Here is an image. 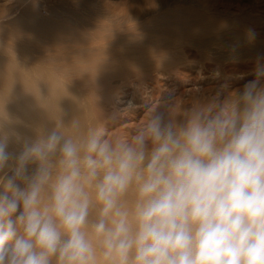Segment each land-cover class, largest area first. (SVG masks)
I'll return each instance as SVG.
<instances>
[{"label": "clouds", "instance_id": "9594fccd", "mask_svg": "<svg viewBox=\"0 0 264 264\" xmlns=\"http://www.w3.org/2000/svg\"><path fill=\"white\" fill-rule=\"evenodd\" d=\"M176 111L0 134V264H264V81Z\"/></svg>", "mask_w": 264, "mask_h": 264}, {"label": "bare ground", "instance_id": "6f19581e", "mask_svg": "<svg viewBox=\"0 0 264 264\" xmlns=\"http://www.w3.org/2000/svg\"><path fill=\"white\" fill-rule=\"evenodd\" d=\"M10 0H0V6L2 5L1 3L3 2H8ZM15 2V0H13ZM31 1H34V0H16L15 5H13V9L15 11H17V9H21L22 7L24 9L26 5H28ZM36 1V0H35ZM34 1V2H35ZM102 1V0H100ZM255 1V0H253ZM252 1V2H253ZM261 1V0H260ZM11 2V1H10ZM13 2V4H14ZM34 2H32L34 4ZM104 3V1H102ZM258 2V1H257ZM262 2V1H261ZM12 3V2H11ZM10 3V4H11ZM36 3V2H35ZM88 3V2H87ZM101 3V2H100ZM106 3V2H105ZM255 3V2H254ZM253 3V5H254ZM7 4V3H6ZM91 4V3H90ZM249 4V3H248ZM259 4V3H258ZM88 5V4H87ZM92 5V4H91ZM102 5V4H101ZM251 5V4H250ZM256 5V3H255ZM5 6V4H4ZM36 6H38L36 4ZM93 6V5H92ZM263 6V5H262ZM3 7V6H1ZM34 7V6H33ZM40 7V6H39ZM90 7V5H89ZM98 7V5L96 6ZM100 7V6H99ZM102 7V6H101ZM254 7V6H253ZM28 8L29 10L32 8V4H31V8H30V4L28 5ZM36 8V7H34ZM221 13H223V11L225 13H229L230 11V8L228 7H225V10H223L224 8L221 7ZM240 8V7H239ZM255 8V7H254ZM258 8V7H257ZM260 8V7H259ZM12 9V10H13ZM256 9V8H255ZM28 10V11H29ZM32 10V9H31ZM35 10V9H34ZM32 10V11H34ZM42 10V9H41ZM47 10V9H46ZM254 10V9H253ZM261 10V9H260ZM32 11L30 13L29 11V14L31 16L32 14ZM58 11V9H57ZM89 11V10H88ZM237 11V10H236ZM239 11V10H238ZM252 11V10H251ZM8 12V9L6 11V13ZM19 12V11H18ZM66 12V11H65ZM70 12V11H69ZM72 12V11H71ZM78 12V11H77ZM82 12V11H81ZM87 12V11H86ZM220 13V11H218V8H215L213 5L209 6L208 8V15H207V18H206V26H204V28L200 27V26H196L191 20L192 24L195 25L193 26L189 31L188 33L185 34V32H187L185 30V32L183 34H179V32H177L178 34H176V39L180 41V43H189V45H191V47L193 48H190V50L186 51L185 52V55H187L188 58H194L196 57L200 52H203L205 53V63H203L201 66H198L196 65V68L192 71L193 75L191 77V79H188V80H185L184 78L182 79H179V83H177V85H188L190 86V89H188L192 95H194L193 97L196 99V96H197V102H198V99L202 98V99H208V100H212L213 98H218L219 101H224L226 98H228L229 96L231 95H234L240 91L243 90V83H245L248 79H250L251 77H254V75L257 73V69L261 68L260 66L264 63V56H262V47L260 48V46L255 42V41H252V43H245L244 41H242L241 39V42H244L243 44H240L238 45L237 43V46L233 43V39H234V32H232V29L228 24H226L225 21H223L224 19L222 18H219L217 13ZM240 12V11H239ZM21 13V12H20ZM27 13V12H26ZM36 12H34V14H36ZM38 13L40 14V11H38ZM45 13H48V12H45ZM64 13V12H63ZM91 13V12H90ZM220 13V14H221ZM224 13V14H225ZM231 13V12H230ZM229 13V14H230ZM2 14V13H1ZM23 14V13H22ZM28 14V13H27ZM32 14V15H34ZM42 14V13H41ZM39 15L36 14L38 17H37V21L36 19H34L35 17H33V22L35 25H39L41 23V21H38L40 19L38 18H41L42 19V15ZM61 14V13H60ZM58 14V15H60ZM68 14V13H67ZM70 14V13H69ZM73 14V13H72ZM80 14V13H79ZM82 14V13H81ZM93 14V13H92ZM223 14V15H224ZM229 14L227 15V17L229 16ZM235 15L236 12L234 13ZM241 14V13H240ZM49 14H47L48 16ZM51 15V14H50ZM78 15V14H77ZM84 15V14H83ZM87 15V14H86ZM94 15V14H93ZM100 15V14H99ZM189 15V14H188ZM191 15V14H190ZM222 15V14H221ZM232 15H233V12H232ZM247 15V14H246ZM253 15V14H252ZM257 15V14H256ZM260 15V14H259ZM3 17H0V29L4 26V24L7 22V21H12L13 22V18L15 16V14L11 15V16H4L2 14ZM35 16V15H34ZM61 16V15H60ZM59 16V17H60ZM70 16V15H69ZM68 16V17H69ZM80 16V15H79ZM88 16V15H87ZM195 14H194V18H195ZM250 16V15H249ZM255 16V15H254ZM17 17V15H16ZM51 17V16H50ZM58 17V16H57ZM74 17V15H73ZM89 17V16H88ZM98 17V16H97ZM100 17V16H99ZM197 17V16H196ZM236 17V16H235ZM234 17V18H235ZM238 17V16H237ZM243 17V16H242ZM247 17V16H246ZM262 17V15H261ZM47 20V17H44L43 20ZM63 18H66V17H63ZM72 18V17H71ZM75 18V17H74ZM101 18V17H100ZM229 18V17H228ZM233 18V20H234ZM32 19V18H31ZM52 19V18H51ZM50 19V20H51ZM70 19V18H69ZM82 19V18H81ZM104 19V18H103ZM231 19V18H230ZM236 19V18H235ZM16 21L13 23H19L20 20H18L17 18L15 19ZM24 20V19H23ZM22 20V21H23ZM28 22H29V18L27 19ZM49 20V21H50ZM61 20H64L61 18ZM101 20V19H100ZM184 20V19H183ZM182 20V21H183ZM197 20L199 21L198 17H197ZM203 21V18L201 19ZM238 20V19H237ZM244 20V19H243ZM31 21V20H30ZM31 21V22H32ZM48 21V22H49ZM179 21V20H178ZM177 21V22H178ZM196 21V20H195ZM196 21V22H198ZM257 21V20H256ZM30 22V24H31ZM45 22V21H44ZM66 22V21H65ZM70 22V21H69ZM73 22V21H72ZM71 22V23H72ZM79 22V21H78ZM81 22V21H80ZM190 22V23H191ZM200 22V21H199ZM55 23V22H54ZM77 23V22H76ZM83 23V22H82ZM91 23V22H90ZM175 23V22H174ZM204 23V22H203ZM204 23V24H205ZM7 24V23H6ZM15 24V25H17ZM21 24H23L21 22ZM20 24V25H21ZM33 24V23H32ZM53 24V22H52ZM89 24V23H88ZM110 24V23H108ZM176 24V23H175ZM179 24V23H178ZM183 24V23H182ZM191 24V26H192ZM204 24H200V25H204ZM9 25H12L11 23ZM48 25V24H47ZM63 25V24H62ZM61 27L59 26L60 29H62V26ZM71 25V24H70ZM92 25V23H91ZM90 25V27L92 28V26ZM174 25V24H173ZM177 25V24H176ZM264 25V24H263ZM56 28V26L54 25H51L50 23V26L48 27V29L46 31L44 30H40V28H36V32L34 29H32L31 27V30H34L32 31L33 32V35L35 34H38V36H41V34H43V36L45 35V33H49V36L51 37L52 36V32L54 31V29L52 27ZM66 26H69V24H66ZM168 26V24H167ZM172 26V25H171ZM180 26V25H179ZM16 27V26H14ZM26 27V26H24ZM58 27V25H57ZM95 27V26H94ZM169 27V26H168ZM173 27V26H172ZM252 27V26H251ZM11 28V27H10ZM17 28V27H16ZM15 28V30H16ZM70 28V27H69ZM73 28V27H72ZM87 28V27H86ZM59 29V30H60ZM66 29V30H65ZM64 31L63 29V33L61 31V38L68 42V43H77L78 46L79 44H81V47L82 48V44H87V45H92L93 44H97L98 41L100 40H97L96 37H92L90 36V34H88V36L86 35L87 33H90V32H86L85 33V36H82V37H89L90 36V40L87 39V38H84V39H80V36H79V39L77 38H74L76 37L78 34L74 31L71 30V33L67 31V28H65ZM76 29V28H75ZM78 29V28H77ZM81 29H84V28H81ZM96 29V28H94ZM171 29V28H170ZM184 29V28H183ZM182 29V30H183ZM235 29V28H234ZM237 29V28H236ZM244 29V28H243ZM4 30V29H3ZM14 30V31H15ZM22 30V29H20ZM80 30V28H79ZM175 30V29H173ZM254 30V29H253ZM5 31V30H4ZM2 31V32H4ZM56 31V30H55ZM82 31V30H81ZM103 31V30H101ZM171 31V30H170ZM169 31V32H170ZM261 31V30H260ZM21 32V31H20ZM26 32V31H25ZM32 32L30 33L31 34V37H34L32 35ZM36 32V33H34ZM80 32V31H79ZM78 32V33H79ZM119 32V31H118ZM173 32V31H172ZM175 32V31H174ZM181 32V30H180ZM258 32V31H256ZM264 31H262L261 33H263ZM9 33V32H8ZM18 33V31H17ZM56 33V32H55ZM101 33V32H100ZM176 33V32H175ZM175 33H174V36H175ZM241 33V32H240ZM259 33V32H258ZM257 33V34H258ZM260 33V34H261ZM1 34V33H0ZM4 34V33H3ZM7 34V33H6ZM10 34V33H9ZM21 34V33H19ZM26 34L27 36L29 34L27 33H24ZM51 34V35H50ZM80 34V33H79ZM82 34V33H81ZM110 34V33H109ZM123 34V32H122ZM154 34V33H153ZM159 34V33H158ZM25 35V38L27 37ZM73 35V36H72ZM83 35H84V31H83ZM105 35V34H104ZM245 35V34H244ZM37 36V37H38ZM48 36V35H47ZM103 36V34H102ZM108 36V35H107ZM112 36V35H111ZM152 36V35H151ZM157 36V35H156ZM246 36V35H245ZM259 36V35H258ZM263 38H264V34L262 35ZM5 37V36H4ZM7 37V36H6ZM57 37V36H56ZM59 37V36H58ZM78 37V36H77ZM125 37V36H124ZM131 37V36H130ZM129 37V38H130ZM8 38V37H7ZM12 38V37H11ZM22 38V37H21ZM30 38V36H29ZM40 37H38L39 39ZM44 38V37H42ZM48 38V37H47ZM111 39L113 37H110ZM128 38V36H127ZM135 38V37H134ZM139 38V36H138ZM160 38V37H158ZM237 38V37H236ZM250 37H248L249 39ZM253 38V37H252ZM10 39V37H9ZM7 39V40H9ZM17 39V37H16ZM15 38H12L11 41L13 46L8 44H4L2 43L3 41L0 40V134H4V135H7L8 137V151L10 153H13L14 155H18L19 152L22 150V147H23V143L25 141H31V140H34L36 139L37 135H38V131H44V132H48L50 131L51 129H53L56 125V118H59L60 121L63 123V125L65 127H68L70 126L71 122L74 120V119H80L82 124L85 126V127H99L101 126L102 123L98 122V120L96 118H98L97 116L99 115V113L95 112L93 110V108L91 107L92 105L90 104V101L93 99V94L91 91H87V92H82L80 91V89H78V87L75 85L77 84V82L79 80H82L83 78L81 79H77V75H73V71H75L76 69H78V66L80 65V69H84L85 67L81 64H83L81 61L84 59V60H87L85 59L86 56L83 57L82 60H78L76 59L77 61L75 63L79 64V61L81 62L79 65H74V64H69L68 61H69V56H67L68 54V51H69V54L70 55V50L74 49H70V47L72 46V44L69 46L68 44V49H64L65 50H68V51H65L66 53V57L64 56L63 57V54L59 53L60 55H62V57H59L60 59H58V55L55 56V55H50L51 52L53 50L51 49H56V48H51L53 45L50 44L52 41L49 42H45L47 43L46 45L50 46H41V44H39L40 46L36 47L33 51L31 50L28 51L27 47L23 46L24 44L22 43H25L24 41L20 43L19 39L20 37L18 36V39L16 40ZM28 39V38H27ZM32 39V38H31ZM38 39L36 40H32L34 42H32V44L34 43L35 44V41L37 42ZM45 39V38H44ZM51 39V38H50ZM56 39V38H55ZM108 38H104V40H106V43H108L107 40ZM109 39V40H111ZM150 41L151 42V38L149 37ZM162 39V37H161ZM23 40H26V39H23ZM47 40V39H46ZM58 40V38L56 39ZM78 40V41H77ZM83 40V41H81ZM139 40V39H138ZM173 40V39H172ZM236 40V39H235ZM238 40V39H237ZM236 40V41H237ZM239 40V41H240ZM26 48V50H24V48H20V44H19V48L16 47V45H18V42ZM141 41V40H140ZM147 41V40H146ZM161 41V40H160ZM169 41V39L167 40ZM248 41V40H247ZM120 42V41H118ZM155 42V41H154ZM163 41H161L162 43ZM235 42V41H234ZM238 42V41H237ZM260 42V41H258ZM27 43V42H26ZM31 43V41H30ZM124 43V42H123ZM153 43V42H152ZM151 43V44H152ZM179 43V42H178ZM262 42H260L261 44ZM67 44V43H66ZM76 44V45H77ZM104 44V43H103ZM114 44V43H113ZM111 44V45H113ZM122 44V43H121ZM157 44V43H156ZM163 44V43H162ZM168 44V43H167ZM173 44V43H172ZM175 44V42H174ZM52 45V46H51ZM58 44H56L55 46H57ZM109 45V44H108ZM117 45V44H116ZM115 45V47H116ZM123 45V44H122ZM126 45V44H124ZM129 45V44H128ZM131 45V44H130ZM181 45V44H180ZM185 45V44H184ZM21 46V47H22ZM29 46V45H28ZM86 46V45H85ZM98 46V45H97ZM100 46V45H99ZM102 46V45H101ZM110 46V45H109ZM143 46V45H142ZM155 46V45H153ZM33 47V45H32ZM58 47L62 48L61 46L58 45ZM94 47V46H93ZM103 47V46H102ZM107 47V45H106ZM104 47V48H106ZM113 47V46H112ZM112 47H109L112 48ZM115 47L113 49H115ZM118 47V46H117ZM128 47V46H127ZM134 47V46H133ZM164 47V45H163ZM166 47V46H165ZM89 48V47H88ZM108 48V47H107ZM106 48V49H107ZM148 48V47H147ZM150 48V47H149ZM167 48V47H166ZM182 48V46H181ZM30 49V48H29ZM32 49V48H31ZM98 49V47H97ZM100 49V48H99ZM107 49V50H109ZM127 49V48H126ZM135 49V48H134ZM58 49H56L55 51L57 52ZM63 49H60V51H62ZM75 50V49H74ZM103 50V48H102ZM105 50V49H104ZM112 50V49H111ZM118 49L116 50H112L113 52L114 51H117ZM128 50V49H127ZM59 51V50H58ZM59 51V52H60ZM78 51V49H77ZM87 52H85L84 54L87 55L86 53L89 54V56L87 58H91L90 56H92V54L96 51V49L94 50V48L92 49L89 48L88 50H86ZM110 51V50H109ZM120 51V50H119ZM126 51V50H124ZM150 51V50H149ZM184 51V50H183ZM54 52V54L56 53ZM79 52V51H78ZM103 52V51H102ZM108 51L104 52L105 55H108L109 57H111V55H114L115 54H106ZM123 52V51H122ZM131 52V51H130ZM130 52L128 51V53L130 54ZM264 52V51H263ZM63 53V52H62ZM77 53V52H75ZM80 53V52H79ZM78 53V54H79ZM135 53V52H134ZM142 53V52H141ZM121 54V53H120ZM123 54V53H122ZM133 54V53H132ZM147 55V53H145ZM125 56V54H123ZM129 58H125L124 56H121V57H124L125 59L120 61L122 58L120 57V60L118 59L117 61H119L120 63L116 64V65H119L117 68L115 69H111L109 71V69L106 71L107 74L109 75H104V74H101L102 76H105V77H102V78H99L97 79V85H100L101 87H105L104 83L108 84V80L112 79L111 81H113V78H120L122 79L123 81H126V85H131V84H136L137 82L140 83V85L142 87H144V89L146 90H150L146 93L143 94L141 92L140 89L137 90V92L135 91V93L130 96H124L125 94H123V96L118 93V91H109L107 93L104 92V94L106 95H103V90H102V97L98 96L99 98H102L101 99V104L100 102H98L102 107H107V111L109 113V115L107 116H110L111 118L113 117L114 114L117 115V119L113 122H111L110 124L107 122L103 123V125L107 128L110 127V129H107L108 132H109V137H121L123 136L124 134L125 135H130L135 129L134 127V124H136V122H133L134 119L138 116V114H140L139 112L142 111L143 108H145L146 106H149V105H160V106H165L166 104L169 106L171 105H175V106H179L178 105V101H179V97L178 98H174L172 97L170 94V96H166V95H160L161 94V91H158L160 92L158 96H156V92H157V89L158 87L157 86H154L152 84H148L147 81L150 80L148 79V77L146 76H149L150 78L152 77V81L155 80L157 81V84L159 85L158 83V80L161 79V76L163 77L164 76V73L162 71V68L166 67L167 66V63H166V60L167 59H163L164 60V63L163 62H156L155 64H158L156 68L150 70V73L149 75H146L145 73H142V72H139L136 74H134V76L136 77L134 81H132L131 79H133L131 76H127V70L128 68H131L133 66V62H134V58H130V56L132 55H128L126 54ZM142 55V54H141ZM140 54H138V56L140 57L141 56ZM149 55V54H148ZM164 55V53H163ZM162 55V56H163ZM171 55V54H170ZM179 55V54H178ZM200 55H202L200 53ZM71 56V55H70ZM79 56V55H77ZM81 56H83V52L81 54ZM107 56V57H108ZM133 56H135V54H133ZM173 56V55H172ZM204 56V55H203ZM21 57H23L24 59H22ZM57 57V58H56ZM73 57V55H72ZM71 57V58H72ZM149 57V56H148ZM166 57V56H165ZM62 58V59H61ZM74 58V57H73ZM103 58V57H102ZM101 58V59H102ZM116 56L114 57V59L111 57V59L115 60ZM140 58H144V54H143V57H140ZM152 58V57H150ZM170 58V57H169ZM178 58V57H177ZM180 58V57H179ZM186 58V60L188 59ZM97 62V58H95ZM137 59V58H136ZM135 59V61H136ZM146 59V58H145ZM175 59V58H174ZM202 59V58H201ZM71 60V59H70ZM139 60V59H137ZM161 60V58H160ZM169 60V59H168ZM177 60V59H176ZM180 60V59H179ZM198 60V59H197ZM204 60V59H203ZM90 61V60H89ZM185 61V60H184ZM56 62H61V64H58ZM73 62V60L71 61ZM94 61H91V63H89L90 65V68H88L89 66L86 65V67L88 69H90V72H91V69L92 67H94L95 70H98V66L97 64H95ZM116 62V61H115ZM141 62V61H140ZM145 62V60H144ZM144 62H142L144 64ZM147 62V61H146ZM172 62V61H171ZM170 62V63H171ZM183 62V61H182ZM200 62V61H199ZM198 62V63H199ZM55 63L58 64L59 66H57L56 68H52L49 66V64H53ZM100 63V62H99ZM104 63V62H103ZM108 63V62H107ZM133 63V64H132ZM150 63V65L153 63L151 62H148ZM169 63V64H170ZM93 64V66L91 67V65ZM121 64V65H120ZM140 64V63H139ZM173 64H175L173 62ZM85 65V63L83 64ZM106 63H104V67H105ZM130 65V66H129ZM132 65V66H131ZM135 65V64H134ZM146 65V64H145ZM172 65V64H171ZM195 65V64H193ZM97 66V67H96ZM103 66V64H102ZM109 66V64L107 65ZM142 66V65H141ZM155 66V65H153ZM54 67V66H53ZM103 67V70H100L101 73L102 71H105L106 69ZM111 66H109L110 68ZM113 67V66H112ZM140 67V66H138ZM137 65H136V68H138ZM145 67V66H144ZM171 67V66H170ZM169 67V68H170ZM191 67V66H190ZM102 69V67H100ZM135 68V66H134ZM136 68L133 69V67L131 69L135 70L136 71ZM143 68V67H142ZM168 68V67H167ZM166 68V70H168ZM82 69V70H83ZM86 69V68H85ZM84 69V70H85ZM105 69V70H104ZM165 69V68H164ZM163 69V70H164ZM176 69V68H175ZM174 69V70H175ZM99 70L96 71V73H99ZM132 70V71H133ZM138 70V69H137ZM173 70V69H172ZM93 71V70H92ZM109 71V72H108ZM129 71H131L129 69ZM131 71V72H132ZM147 71V70H146ZM177 71V70H176ZM76 72V71H75ZM89 72V71H88ZM95 72V71H94ZM165 72V71H164ZM175 72V71H173ZM104 73V72H103ZM181 73V72H180ZM259 73V72H258ZM93 74L92 73V77H93ZM167 75V73H165ZM191 74V73H190ZM82 75V76H81ZM80 76L83 77V74H81ZM90 77H88V79L86 81H89L88 83H93L91 82V80H89V78L91 79V74L89 73L88 74ZM96 75V74H95ZM94 75V76H95ZM98 75V74H97ZM100 75V74H99ZM187 75V74H186ZM79 76V77H80ZM86 76V74H85ZM108 76V77H107ZM191 76V75H190ZM189 76V78H190ZM168 77V76H167ZM256 77V76H255ZM87 78V77H86ZM94 78V79H95ZM109 78V79H108ZM165 78V76H164ZM76 79V80H75ZM95 79V80H96ZM148 79V80H147ZM166 79V78H165ZM176 79V78H175ZM85 80H82V81H85ZM93 80V79H92ZM106 80V81H105ZM121 80V81H122ZM130 80V81H129ZM137 80V82H136ZM166 81V80H165ZM168 81V80H167ZM170 81V80H169ZM81 83V81H80ZM80 83L78 84V86L80 85ZM86 83V82H85ZM85 83H82V86L83 87V84L85 86ZM87 83V84H88ZM103 83V85H102ZM117 83V82H116ZM123 83V82H122ZM156 83V82H155ZM167 83V82H166ZM86 84V85H87ZM109 84H110V81H109ZM112 85L114 84V82L111 83ZM125 84V83H124ZM156 84V85H157ZM248 84V83H247ZM90 85V84H89ZM96 85V86H97ZM116 85V84H114ZM125 85V86H126ZM176 85V86H177ZM111 86V85H110ZM123 86V85H122ZM124 86V87H125ZM139 86V84H138ZM139 86V87H141ZM164 86V85H163ZM175 86V87H176ZM94 87V89H92ZM93 87L89 86V88L93 91L95 90V85H93ZM131 87V86H130ZM159 87H161L159 85ZM165 87V86H164ZM169 87V86H168ZM85 87H83L84 89ZM88 88V89H89ZM107 88V87H105ZM115 88V87H113ZM133 88V87H132ZM162 88V87H161ZM167 88V87H165ZM104 89V88H103ZM111 89V88H110ZM121 89V88H120ZM143 89V90H144ZM164 89V88H163ZM162 89V91H163ZM171 89V88H170ZM98 90V88L96 89ZM93 91V92H96L94 95L97 94V91ZM107 90V89H106ZM122 90V89H121ZM120 90V91H121ZM179 90V89H178ZM119 91V92H120ZM123 91V90H122ZM131 91V90H130ZM188 91V92H189ZM100 93V91H98ZM145 92V91H144ZM86 93V94H85ZM92 95H91V94ZM98 93V94H99ZM126 93V92H124ZM171 93V92H170ZM175 93V92H174ZM90 94V95H89ZM97 94V95H98ZM165 94V93H164ZM185 94V93H184ZM187 94V93H186ZM89 95V97H88ZM101 95V94H99ZM127 95V94H126ZM93 96V97H91ZM181 96V95H180ZM187 96V95H186ZM92 98L91 100L89 98ZM199 97V98H198ZM96 98V97H95ZM182 98V97H181ZM192 98V97H191ZM89 99V100H87ZM164 99V100H163ZM195 99L193 101H195ZM202 99H201V103H202ZM96 100V99H95ZM166 100V101H165ZM191 100V99H190ZM164 102L161 103V102ZM181 101V100H180ZM179 101V102H180ZM185 101V100H184ZM205 101V100H203ZM190 102V101H189ZM200 102V101H199ZM198 102V103H199ZM166 103V104H165ZM192 103V102H191ZM200 103V104H201ZM97 104V103H95ZM98 104V105H99ZM183 104V103H182ZM186 104V103H185ZM195 104L196 101H195ZM204 104V103H203ZM206 104V103H205ZM97 105V106H98ZM99 105V106H100ZM190 105V104H189ZM101 107V108H102ZM178 107V108H179ZM182 107V106H181ZM186 106H184L185 108ZM190 108V107H189ZM192 108V106H191ZM103 109V108H102ZM127 110V111H125ZM163 110V109H162ZM179 110H182V111H179L181 112V115L180 117L182 116L184 119V110L183 109H179ZM188 110V109H187ZM97 111V110H96ZM178 111V110H177ZM186 111V110H185ZM105 112V111H104ZM183 112V113H182ZM97 113V115H96ZM176 114H178L176 112ZM174 115L176 118H179L178 115ZM144 116V115H143ZM178 116V117H177ZM108 118V117H107ZM174 118V117H173ZM183 118H181L183 120ZM131 119V120H130ZM105 120V119H104ZM130 120V121H129ZM178 120V119H177ZM180 120V119H179ZM178 120V121H179ZM110 121V120H108ZM177 122V121H176ZM181 122V121H180ZM178 122V124L180 123ZM116 124V129L113 130L112 132V129L111 126L113 124ZM111 133H113L111 135ZM36 168V165L35 164H30L28 166V174H32V172L35 170ZM3 174H6L7 176H12L13 175V171L10 167L8 168H5L4 170V173H0V175H3Z\"/></svg>", "mask_w": 264, "mask_h": 264}, {"label": "rangeland", "instance_id": "374dc122", "mask_svg": "<svg viewBox=\"0 0 264 264\" xmlns=\"http://www.w3.org/2000/svg\"><path fill=\"white\" fill-rule=\"evenodd\" d=\"M12 3H11V2ZM10 1H8V2H3V3H1L2 5L1 6H3V7H1L0 6V17H3L2 16V14L4 15V16H11V15H13V14H15V16H14V18H13V22L11 21H7L5 24H4V26L0 29V40L1 41H3L2 43H4V44H6L7 43V45L9 44L10 45V43H11V45L13 46V44H15V43H13L12 44V42L13 41H11L12 40V38H15L16 39V37H17V39H18V36L20 37V39H19V41H20V43H21V41L23 42H25V43H22V44H24L23 46H25L26 44H28V45H26L25 47H27L28 49V51H30L31 52V50L33 51L36 47H38V46H40L39 44H41V46H48V45H46L47 43H45L46 41L47 42H49L50 43V41H52L50 44H52L51 46V48H56V49H58L59 51H60V49H63L62 51H58L57 50V52L55 51L56 49H51V50H53L52 52H51V54L50 55H55V56H57L58 57V59H60L59 57H62V55H60L59 53H61V54H63V57L62 58H64V56L66 57V53H65V51H68L69 49H68V47H70V45L72 44V46L70 47V49H72V48H74V49H72V50H70V55H68L69 54V51H68V54H67V56H69V58L71 59H69V61H68V63L69 64H74V65H76L77 63H75L77 60L76 59H78V60H82L83 59V57L84 56H86V58L85 59H87V60H82L81 62L84 64L85 63V65H83V64H81L82 65V67L84 66L85 68V70L83 69H80V61H79V64H77V65H79L78 66V69H76L75 71H73V75H77V76H75V77H77V79H81V78H83L82 80H87L88 79V77H90L88 74L90 73L91 74V79L89 78V80H91V82H93L92 84L91 83H88L89 81H82V80H79L78 82H77V84H75L77 87H78V89H80V91H82V92H87V91H91L92 92V94L94 93H96V92H93V91H95L97 88H98V90H96L97 91V94L99 93L98 91H100V93L99 94H101V95H94L93 94V96H91V97H93V99L90 97L89 99L91 100H89V99H87V100H89L90 101V104L92 105L91 107L93 108V110L95 111V112H97V113H99V115L97 116L98 118H96L97 120H98V122H100V123H111V122H113L112 121V119H111V117L110 116H107V115H109V114H107V113H109L108 111H107V107H102L100 104H101V99L102 98H99L100 96L102 97L103 95H106V94H104V92L105 93H107V92H109V91H112V90H116V91H118V93L120 94V96L122 95L123 96V94H125L124 96L126 97V96H128V95H130V96H132L134 93H135V91L137 92V90L138 89H140L141 90V92L144 94L145 93V95H146V93L148 92V91H150V90H146V89H144V87H142L141 85H140V81L139 82H137V80H136V84H131V85H126L127 83H126V81H123L122 79H120V78H113V81H111L112 79H110V80H108V81H106V82H108V84L106 83H104V85H105V87H107V88H105L104 86L103 87H101L100 85H97V84H99V83H97L98 81H97V79H98V77L99 78H102V77H105V76H102L101 74H106V75H108L107 74V70L109 69V71L113 68V69H115V68H117L119 65H116L117 63L119 64L120 62L119 61H117L118 59L120 60V57L121 56H124L123 54H125V58H129L126 54H128L129 56L130 55H132V56H130V58H134V64H133V69H135L136 68V65H137V67L138 66H140V67H138V68H136V71L135 70H133V69H131V68H128V70H127V76H131L133 79H131L132 81H134L135 80V76H134V74H136L137 75V73H139V72H142V73H145L146 75H149V73H150V70H152V69H154V68H156L157 67V65L159 64V62H163L164 63V60L165 59H167L166 60V63H167V66L166 67H164V68H162V71H163V73H164V76H165V78H164V76L162 77L161 76V79H159L158 80V83H159V85L162 87H159V85L157 84V81H155V80H153L152 81V77L150 78L149 76H146V77H148V79H150V80H148L147 81V83L148 84H152V85H154V86H157L158 87V89H157V92H156V96H158L159 95V93L160 92H158V91H161V94L160 95H166V96H170L171 94L173 95H171L172 97H174V98H178L179 97V101H178V105H180V107L178 108L177 107V110L178 111H176L178 114H176V115H178L179 116V118H177L176 120H175V116H173L172 118L175 120V121H177V123L178 122H180L179 124H182L183 122H184V118L181 116L180 117V115H181V112H179V111H182V110H179L180 108L181 109H183L184 111L183 112H185V110H187V109H191V106L193 107L194 105H196L195 104V101H196V103L197 104H200L201 103V99L202 98H200V99H198V102H197V96H196V99L194 98L195 96L194 95H192V93L188 90V89H190V86H188V85H177V83H179L180 81H179V79H185V80H188V79H191V77H192V75H193V73H192V71L196 68V65H197V67L198 66H201L203 63H205V61H206V59H205V53H203V52H200L202 55H200V53L196 56V57H194V58H188L187 57V55H185V52L186 51H188V50H190V48H193V47H191V45H189V43H180V41L179 40H177L175 37H176V34H178L177 32H179V34L181 33V34H183L184 32H185V30L187 31V32H185V34L186 33H188V31L193 27V26H200L201 28L203 27L204 28V26H206V24L207 23H205L206 22V18H207V15H208V8H209V6H211V5H213L215 8H218V11H220V13L222 12L221 11V7H223L224 9L223 10H225V7H228V8H230V11H229V13H225L224 11H223V13H217V15H218V17L219 18H222V19H224L223 21H225L226 22V24H228L231 28H233L232 29V32H234V39H233V43L237 46V44L238 45H240V44H243L244 42L245 43H252V41H255L259 46H260V48L262 47L263 49H262V56H264V38H263V34H264V32L263 33H261L262 31H264V0H255V1H253V0H102V1H104V3L102 2V1H100V0H34V1H31L29 4H30V8H31V4H32V10H34V11H32L31 9L29 10V8H28V5H26L25 6V8L26 9H24L23 7L21 8V9H17V11H15L12 7H13V5H15L16 6V4H15V2H16V0H15V2L13 1V0H10ZM253 1V2H252ZM258 1V2H257ZM13 2H14V4H13ZM32 2H34V4L32 3ZM88 2V3H87ZM101 2V3H100ZM106 2V3H105ZM256 3V5H255V3ZM7 3V4H6ZM11 3V4H10ZM93 5H91V4ZM249 3V4H248ZM253 3H254V5H253ZM259 3V4H258ZM4 4H5V6H4ZM36 4L38 5V6H36ZM88 4V5H87ZM102 4V5H101ZM251 4V5H250ZM89 5H90V7H89ZM98 5V7H96ZM263 5V6H262ZM36 7V8H34V7ZM40 6V7H39ZM100 6V7H99ZM102 6V7H101ZM256 8H254V7ZM240 7V8H239ZM258 7V8H257ZM260 7V8H259ZM7 9H8V12L6 13V11H7ZM13 9V10H12ZM42 9V10H41ZM47 9V10H46ZM57 9H58V11H57ZM254 9V10H253ZM261 9V10H260ZM30 11V13H31V11H32V14H34V12H36L37 11V13L36 14H38V16L41 14L42 16V19L41 18H38V19H40V20H38V21H41V23L38 25H35L34 24V22L32 21L33 20V17H35L34 19H36V21H37V15L36 14H34V15H32L31 14V16H30V14H29V11ZM89 10V11H88ZM237 10V11H236ZM240 12H239V11ZM252 10V11H251ZM19 11V12H18ZM38 11H40V14L38 13ZM66 11V12H65ZM70 11V12H69ZM72 11V12H71ZM78 11V12H77ZM82 11V12H81ZM87 11V12H86ZM21 12V13H20ZM28 14H27V13ZM45 12H48V13H45ZM64 12V13H63ZM91 12V13H90ZM232 12H233V15H232ZM236 12V14L237 15H235L234 13ZM2 13V14H1ZM23 13V14H22ZM61 13V14H60ZM68 13V14H67ZM70 13V14H69ZM73 13V14H72ZM80 13V14H79ZM82 13V14H81ZM94 15H93V14ZM225 13V14H224ZM241 13V14H240ZM47 14H49L48 16H47ZM51 14V15H50ZM58 14H60V15H58ZM78 14V15H77ZM84 14V15H83ZM89 16H87V15ZM100 14V15H99ZM189 14V15H188ZM191 14V15H190ZM194 14L198 17V19H199V21L197 20V17L195 16V18H194ZM224 14V15H223ZM229 14V18L227 17V15ZM247 14V15H246ZM253 14V15H252ZM257 14V15H256ZM260 14V15H259ZM16 15H17V17H16ZM70 15V16H69ZM73 15H74V17H73ZM80 15V16H79ZM250 15V16H249ZM255 15V16H254ZM261 15H262V17H261ZM51 16V17H50ZM58 16V17H57ZM60 16V17H59ZM69 16V17H68ZM98 16V17H97ZM101 18H100V17ZM205 16H206V18H205ZM236 16V17H235ZM238 16V17H237ZM243 16V17H242ZM247 16V17H246ZM40 17V16H39ZM44 17H47V20H46V18H45V20H43V18ZM63 17H66V18H63ZM72 17V18H71ZM236 19H235V18ZM18 19V20H20V22L17 24V23H15V24H17V25H15V24H13L16 20L15 19ZM29 18V22H28V19ZM32 18V19H31ZM52 18V19H51ZM61 18L62 19H64V20H61ZM70 18V19H69ZM82 18V19H81ZM104 18V19H103ZM203 18V21L201 20ZM231 18V19H230ZM233 18H234V20H233ZM24 19V20H23ZM51 19V20H50ZM101 19V20H100ZM184 19V20H183ZM193 20L192 22H193V24L194 23H196L195 25H193L192 24V22L191 21H189V20ZM238 19V20H237ZM244 19V20H243ZM23 20V21H22ZM32 22H31V21ZM50 20V21H49ZM179 20V21H178ZM183 20V21H182ZM198 21V22H196V21ZM257 20V21H256ZM45 21V22H44ZM49 21V22H48ZM66 21V22H65ZM70 21V22H69ZM73 21V22H72ZM79 21V22H78ZM81 21V22H80ZM178 21V22H177ZM21 22L23 23V24H21ZM30 22H31V24H30ZM52 22H53V24H52ZM55 22V23H54ZM72 22V23H71ZM77 22V23H76ZM83 22V23H82ZM92 23V25H91V23ZM177 24H175V23ZM191 22V23H190ZM205 24H204V23ZM12 24V25H9V24ZM33 23V24H32ZM36 23V22H35ZM50 23H51V25H54V26H56V28L54 29L52 26V28L54 29V31L51 33L52 34V36L50 37L49 36V33L47 34V33H45V35L43 36V34H41V36H38V34H36V36H35V34L33 35V32L32 31H36V28H40V30H44V31H46L47 29H48V27L50 26ZM89 23V24H88ZM108 23H110V24H108ZM179 23V24H178ZM183 23V24H182ZM21 24V25H20ZM48 24V25H47ZM64 26H63V25ZM66 24H69V26H66ZM71 24V25H70ZM167 24H168V26H167ZM174 24V25H173ZM191 24H192V26H191ZM200 24H204L203 26L202 25H200ZM57 25H58V27H57ZM61 25L63 26L62 27V29L64 30L65 28H67V31L68 32H70L71 33V30L72 31H74V32H76L78 35V37L76 36V37H74V38H77V39H79V36H80V39H84V38H87V39H89L90 40V36L92 35H94L93 37H96L97 38V40H100V41H98V43L97 44H93V46L92 45H87V44H82V48H80L81 47V44H79V46H78V44L76 45L75 43L73 44V43H68V42H66V41H64L62 38H61V34L66 30H62V29H60L59 28V26L61 27ZM90 25L92 26V28L90 27ZM173 27H172V26ZM180 25V26H179ZM14 26H16V27H14ZM24 26H26V27H24ZM95 26V27H94ZM252 26V27H251ZM11 27V28H10ZM31 27H32V29H34V30H31ZM70 27V28H69ZM73 27V28H72ZM87 27V28H86ZM15 28H16V30H15ZM76 28V29H75ZM78 28V29H77ZM79 28H80V30H79ZM81 28H84V29H81ZM94 28H96V29H94ZM171 28V29H170ZM184 28V29H183ZM235 28V29H234ZM237 28V29H236ZM244 28V29H243ZM5 31H4V30ZM20 29H22V30H20ZM62 31V33H61V31ZM173 29H175V30H173ZM183 29V30H182ZM254 29V30H253ZM15 30V31H14ZM56 30V31H55ZM82 30V31H81ZM101 30H103V31H101ZM171 30V31H170ZM180 30H181V32H180ZM261 30V31H260ZM2 31H4V32H2ZM17 31H18V33H17ZM21 31V32H20ZM26 31V32H25ZM38 31V30H37ZM36 31V32H37ZM80 31V32H79ZM83 31H84V35H83ZM90 32V33H87L86 35L88 36V34H90V36L89 37H82V36H85V33L86 32ZM119 31V32H118ZM170 31V32H169ZM173 31V32H172ZM176 33H175V32ZM184 31V32H183ZM256 31H258V32H256ZM10 34H9V33ZM32 32V35L34 36V37H31V33ZM36 32H34V33H36ZM56 32V33H55ZM66 32V31H65ZM80 34H79V33ZM94 34H93V33ZM101 32V33H100ZM122 32H123V34H122ZM183 32V33H182ZM241 32V33H240ZM4 33V34H3ZM7 33V34H6ZM19 33H21V34H19ZM24 33H27V34H29L28 36L26 35V34H24ZM38 33V32H37ZM82 33V34H81ZM110 33V34H109ZM154 33V34H153ZM159 33V34H158ZM174 33H175V36H174ZM258 33V34H257ZM261 33V34H260ZM50 34V35H51ZM102 34H103V36H102ZM105 34V35H104ZM246 36H245V35ZM25 35L27 36L26 38H25ZM48 35V36H47ZM108 35V36H107ZM112 35V36H111ZM152 35V36H151ZM157 35V36H156ZM259 35V36H258ZM5 36V37H4ZM8 38H7V37ZM29 36H30V38H29ZM40 37L39 39H38V37ZM57 36V37H56ZM59 36V37H58ZM73 36V35H72ZM91 36V38H93ZM125 36V37H124ZM127 36H128V38H127ZM131 36V37H130ZM138 36H139V38H138ZM9 37H10V39H9ZM12 37V38H11ZM22 37V38H21ZM42 37H44V38H42ZM48 37V38H47ZM108 38L107 40V42L108 43H106V40H104V38ZM110 37H113L112 39L110 38ZM130 37V38H129ZM135 37V38H134ZM149 37L151 38V42H149L150 41V39H149ZM158 37H160V38H158ZM161 37H162V39H161ZM237 37V38H236ZM248 37H250L249 39H248ZM253 37V38H252ZM28 38V39H27ZM32 38V39H31ZM51 38V39H50ZM58 38V40H56V39ZM7 39H9V40H7ZM16 39V40H17ZM23 39H26V40H23ZM37 40L38 39V41L36 42L35 41V44L33 43L32 44V42H34V41H32V40ZM47 39V40H46ZM109 39H111V40H109ZM139 39V40H138ZM169 39V41H167ZM173 39V40H172ZM238 41H236V40ZM242 41H244V42H241V40ZM50 40V41H49ZM141 40V41H140ZM147 40V41H146ZM163 41L162 43H161V41ZM240 40V41H239ZM248 40V41H247ZM252 40V41H251ZM19 41H17L18 42V45H16V47L17 48H19ZM30 41H31V43H30ZM78 41V40H77ZM81 41H83V40H81ZM118 41H120V42H118ZM155 41V42H154ZM235 41V42H234ZM258 41H260V42H262L261 44H260V42H258ZM10 42V43H9ZM27 42V43H26ZM124 42V43H123ZM153 42V43H152ZM174 42H175V44H174ZM179 42V43H178ZM67 43V44H66ZM104 43V44H103ZM114 43V44H113ZM123 45H122V44ZM152 43V44H151ZM157 43V44H156ZM168 43V44H167ZM173 43V44H172ZM237 43V44H236ZM56 44H58L59 46H61L62 48H60V47H58V45L57 46H55ZM68 44H69V46H68ZM110 46H109V45ZM111 44H113V45H111ZM117 44V45H116ZM124 44H126V45H124ZM129 44V45H128ZM131 44V45H130ZM181 44V45H180ZM10 45V46H11ZM21 45V44H20ZM32 45H33V47H32ZM86 45V46H85ZM98 45V46H97ZM100 45V46H99ZM103 47H102V46ZM106 45H107V47H106ZM115 45H116V47H115ZM143 45V46H142ZM153 45H155V46H153ZM163 45H164V47H163ZM22 46V45H21ZM20 46V48L22 49V48H24V50H26V48L25 47H21ZM68 46V47H67ZM113 46V47H112ZM118 46V47H117ZM128 46V47H127ZM134 46V47H133ZM167 48H166V47ZM181 46H182V48H181ZM48 47H50V46H48ZM67 47V48H66ZM91 48L92 47V49L94 48V50L96 49V51L92 54V56H90L91 58H87L88 56H89V54L88 53H90V52H88V53H86L87 55H85L84 53L85 52H87L86 50H88L89 48ZM97 47H98V49H97ZM104 47H106L107 49H109V47H112V48H110L109 50L111 51H109V50H107L106 48H104ZM115 47V49H113ZM148 47V48H147ZM150 47V48H149ZM30 48V49H29ZM32 48V49H31ZM34 48V49H33ZM68 49V50H65L64 51V49ZM100 48V49H99ZM102 48H103V50H102ZM128 50H127V49ZM135 48V49H134ZM77 49H78V51L80 52H78L77 51ZM105 49V50H104ZM116 50V49H118L117 51H112V50ZM26 50V51H27ZM120 50V51H119ZM124 50H126V51H124ZM150 50V51H149ZM184 50V51H183ZM103 51V52H102ZM106 51H108V52H110L111 54H115V56H116V58H115V60H113L114 59V55H111L110 53H106V54H109V55H111V57L113 58V59H111V57H109L108 55H105V53L104 52H106ZM123 51V52H122ZM128 51L130 52V54L128 53ZM54 52H56L55 54H54ZM63 52V53H62ZM75 52H77V53H75ZM82 52H83V56H81V54H82ZM135 52V53H134ZM142 52V53H141ZM79 53V54H78ZM121 53V54H120ZM123 53V54H122ZM135 54V56H133V54ZM145 53H147V55L145 54ZM163 53H164V55H163ZM138 54H142L140 57H143V54H144V58H140L139 56H138ZM149 54V55H148ZM171 54V55H170ZM179 54V55H178ZM72 55H73V57H72ZM77 55H79V56H77ZM163 55V56H162ZM173 55V56H172ZM204 55V56H203ZM108 56V57H107ZM149 56V57H148ZM166 56V57H165ZM56 57V58H57ZM72 57V58H71ZM103 57V58H102ZM124 57H121L122 59L120 60V61H122V60H124L125 58ZM150 57H152V58H150ZM170 57V58H169ZM178 57V58H177ZM180 57V58H179ZM22 59H24L23 57H21ZM61 58V59H62ZM95 58H97V62H95L96 61V59ZM102 58V59H101ZM118 58V59H117ZM139 59V60H137V59ZM146 58V59H145ZM160 58H161V60H160ZM162 58L164 59V60H162ZM175 58V59H174ZM186 58H188L187 60H186ZM202 58V59H201ZM135 59H136V61H135ZM169 59V60H168ZM177 59V60H176ZM180 59V60H179ZM198 59V60H197ZM204 59V60H203ZM73 60V62H71ZM90 60V61H89ZM144 60H145V62H144ZM185 60V61H184ZM91 61H94L95 62V64H97L98 66H100V67H102V69L100 68V67H98V70L100 69V70H103V67H104V63H106V65H105V71H102V73H101V71L99 70V73H96V71H98V70H95L94 69V67H92L93 66V64L91 65V67H92V69H91V72H90V69H88V68H90V64L89 63H91ZM116 61V62H115ZM141 61V62H140ZM147 61V62H146ZM172 61V62H171ZM183 61V62H182ZM200 61V62H199ZM100 62V63H99ZM104 62V63H103ZM108 62V63H107ZM142 62H144V64L142 63ZM148 62H153L151 65H150V63H148ZM156 62H158V64H155ZM171 62V63H170ZM173 62L175 63V64H173ZM199 62V63H198ZM56 63H58V62H56ZM116 63V64H115ZM140 63V64H139ZM170 63V64H169ZM58 64H61V62H59ZM58 64H56L55 65V63L53 64V66H52V64H49V66L50 67H52V68H56L57 66H59ZM102 64H103V66H102ZM109 64V66H111L110 68H109V66H107ZM146 64V65H145ZM172 64V65H171ZM193 64H195V65H193ZM62 65V64H61ZM76 65V66H77ZM86 65L87 66H89L88 68L86 67ZM121 65V64H120ZM142 65V66H141ZM153 65H155V66H153ZM113 66V67H112ZM130 66V65H129ZM134 66H135V68H134ZM145 66V67H144ZM171 66V67H170ZM191 66V67H190ZM97 67V66H96ZM143 67V68H142ZM154 67V68H153ZM169 69H168V68ZM261 68H259V69H257V73L254 75V77H251L250 79H248L245 83H243V87L247 84V83H249V82H251V81H254V80H257L258 78L261 80V81H264V63L260 66ZM166 68L168 69V70H166ZM176 68V69H175ZM112 69V70H113ZM129 69L132 71H129ZM138 69V70H137ZM164 69V70H163ZM173 69V70H172ZM175 69V70H174ZM93 70V71H92ZM140 70V71H139ZM147 70V71H146ZM177 70V71H176ZM89 71V72H88ZM95 71V72H94ZM108 71V72H109ZM139 71V72H138ZM145 71V72H144ZM165 71V72H164ZM173 71H175V72H173ZM104 72V73H103ZM137 72V73H136ZM181 72V73H180ZM259 72V73H258ZM92 73H94L93 74V77H92ZM165 73H167V75L165 74ZM191 73V74H190ZM81 74H83V77H81L82 75ZM85 74H86V76H85ZM96 74V75H95ZM98 74V75H97ZM100 74V75H99ZM187 74V75H186ZM81 75V76H80ZM95 75V76H94ZM191 75V76H190ZM80 76V77H79ZM109 76V75H108ZM107 76V77H108ZM168 76V77H167ZM189 76H190V78H189ZM256 76V77H255ZM87 77V78H86ZM97 79H96V78ZM96 80H95V79ZM176 78V79H175ZM93 79V80H92ZM109 79V78H108ZM76 80V79H75ZM99 80V79H98ZM122 80V81H121ZM166 80V81H165ZM168 80V81H167ZM170 80V81H169ZM80 81H81V83H80ZM95 81H97V82H95ZM109 81H110V84H109ZM130 81V80H129ZM86 82V83H85ZM112 82H114V84H116V85H112L111 83ZM117 82V83H116ZM123 82V83H122ZM156 82V83H155ZM167 82V83H166ZM80 83V85L82 86V83H85V86H84V84H83V87H85L84 89H83V87H81L80 85L78 86V84ZM88 83V84H87ZM125 83V84H124ZM87 84V85H86ZM90 84V85H89ZM138 84H139V86H141V87H139L138 86ZM157 84V85H156ZM93 85H95V90H91L90 88H89V86H91V87H93ZM97 85V86H96ZM102 85H103V83H102ZM111 85V86H110ZM123 85V86H122ZM126 85V86H125ZM165 87H167V88H165ZM177 85V86H176ZM125 86V87H124ZM131 86V87H130ZM169 86V87H168ZM176 86V87H175ZM80 87V88H79ZM113 87H115V88H113ZM133 87V88H132ZM89 88V89H88ZM103 90V95H102V90ZM104 88V89H103ZM111 88V89H110ZM123 90H121V89ZM164 88V89H163ZM171 88V89H170ZM92 89H94V87L92 88ZM107 89V90H106ZM144 89V90H143ZM162 89H163V91H162ZM179 89V90H178ZM121 90V91H120ZM131 90V91H130ZM120 91V92H119ZM145 91V92H144ZM189 91V92H188ZM124 92H126V93H124ZM171 92V93H170ZM175 92V93H174ZM165 93V94H164ZM185 93V94H184ZM187 93V94H186ZM86 94V93H85ZM91 94V93H90ZM89 94V95H90ZM91 94V95H92ZM108 94V93H107ZM127 94V95H126ZM170 94V95H169ZM89 95H88V97H89ZM159 95V96H160ZM181 95V96H180ZM187 95V96H186ZM99 96V97H98ZM194 96V97H193ZM96 97V98H95ZM182 97V98H181ZM192 97V98H191ZM199 98V97H198ZM96 99V100H95ZM191 99V100H190ZM195 99V101H193V100ZM164 100V99H163ZM185 100V101H184ZM203 100H205V101H203ZM166 101V100H165ZM190 101V102H189ZM98 102H100V104L98 103ZM192 102V103H191ZM208 102H210V100H208V99H202V103L201 104H205V103H208ZM95 103H97V104H95ZM161 103H163L164 104V102L162 101ZM183 103V104H182ZM186 103V104H185ZM100 106H99V105ZM166 104V103H165ZM190 104V105H189ZM98 105V106H97ZM153 105H149V106H146L145 108H143L142 109V111H140L139 113L140 114H138V116L134 119V121L133 122H136V124H134V127H136V125H137V123L142 119V117H143V115L145 114V112L150 108V107H152ZM165 106H168L167 104L165 105ZM164 106V107H165ZM170 106V105H169ZM182 106V107H181ZM184 106H186L185 108H184ZM103 109H102V108ZM163 106H161V109H163L164 108ZM190 107V108H189ZM97 110V111H96ZM105 111V112H104ZM107 112V113H106ZM182 112V113H183ZM97 113H96V115H97ZM179 113H180V115H179ZM174 114V115H175ZM184 114V113H183ZM177 116V117H178ZM108 117V118H107ZM167 118V117H166ZM181 118H183V120L181 119ZM105 119V120H104ZM108 120H110V121H108ZM131 120V119H130ZM129 120V121H130ZM116 124L114 123L112 126H111V128H113L112 129V132H113V130H115L116 128ZM107 129H110V127L109 128H107ZM135 129V128H134ZM113 133H111V135H112ZM121 137H127V135H123V136H121Z\"/></svg>", "mask_w": 264, "mask_h": 264}]
</instances>
